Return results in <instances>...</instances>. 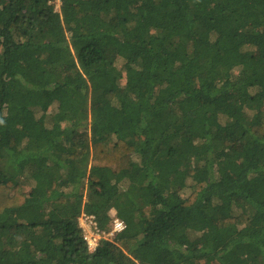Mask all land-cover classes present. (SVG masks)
<instances>
[{
    "label": "trees",
    "instance_id": "obj_1",
    "mask_svg": "<svg viewBox=\"0 0 264 264\" xmlns=\"http://www.w3.org/2000/svg\"><path fill=\"white\" fill-rule=\"evenodd\" d=\"M55 2L0 0V264H264V0Z\"/></svg>",
    "mask_w": 264,
    "mask_h": 264
},
{
    "label": "built area",
    "instance_id": "obj_2",
    "mask_svg": "<svg viewBox=\"0 0 264 264\" xmlns=\"http://www.w3.org/2000/svg\"><path fill=\"white\" fill-rule=\"evenodd\" d=\"M82 222H84L85 225L89 228L88 234L85 233V239L88 243L89 251L91 253H94L97 250L99 242L101 240V235L97 232V224L95 220L90 217L83 218ZM111 226V232L106 235L107 240L115 238L116 234L122 233V231L125 229L124 224L116 217V214L113 215ZM88 235H90V237Z\"/></svg>",
    "mask_w": 264,
    "mask_h": 264
},
{
    "label": "rangeland",
    "instance_id": "obj_3",
    "mask_svg": "<svg viewBox=\"0 0 264 264\" xmlns=\"http://www.w3.org/2000/svg\"><path fill=\"white\" fill-rule=\"evenodd\" d=\"M55 5H56V11L58 12V13H60L61 12V0H56V2H55ZM116 66H117V68L123 73V75L125 76V73H124V65H125V61L122 59V58H120V57H116ZM122 85H124L125 84V78H123V80H122ZM56 108V106L55 105H53L50 109H49V111H48V115L51 113V112H55V109ZM45 111V110H44ZM44 111H41L40 113H39V116H41L42 114H43V112ZM138 157L136 156V155H134V160L135 161H138ZM34 185H35V182L30 178V177H28V176H24L23 178H22V180H21V186H22V191L23 192H25V193H29L31 190H32V188L34 187ZM190 192H189V190L188 191H186V194H189ZM112 215H115V213L113 212L112 213ZM80 225L82 226V228L84 229V232L86 233V234H88V232H89V228L85 225V223L84 222H82V219L80 220ZM89 237H90V235H88ZM110 240H113V239H110ZM99 241V240H98ZM100 243V242H99Z\"/></svg>",
    "mask_w": 264,
    "mask_h": 264
},
{
    "label": "clouds",
    "instance_id": "obj_4",
    "mask_svg": "<svg viewBox=\"0 0 264 264\" xmlns=\"http://www.w3.org/2000/svg\"><path fill=\"white\" fill-rule=\"evenodd\" d=\"M113 213V212H112ZM114 213L116 214V212L114 211ZM113 216V215H112ZM99 247V246H98Z\"/></svg>",
    "mask_w": 264,
    "mask_h": 264
}]
</instances>
